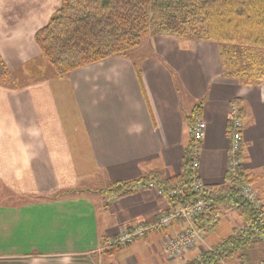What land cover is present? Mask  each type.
<instances>
[{"label": "crops", "instance_id": "1", "mask_svg": "<svg viewBox=\"0 0 264 264\" xmlns=\"http://www.w3.org/2000/svg\"><path fill=\"white\" fill-rule=\"evenodd\" d=\"M56 8L16 26L8 14L0 19V54L10 71L40 55L35 33ZM130 52L79 68L85 75L96 71L97 79L95 87L82 81L83 104L73 95L81 110L73 134L62 116V102L72 97L63 81L57 88L64 96L56 94L52 77L18 88L0 85V264H186L210 247L215 241L204 236L205 246L167 258L164 237L181 229L174 223L125 247L100 250L108 238L171 209L157 188L122 196L106 189L145 177L164 186L180 175L197 105L206 123L199 179L225 180L235 103L245 125L242 167L264 205V78L240 80L213 41L149 35ZM220 217L244 225L234 211L221 210Z\"/></svg>", "mask_w": 264, "mask_h": 264}, {"label": "trees", "instance_id": "2", "mask_svg": "<svg viewBox=\"0 0 264 264\" xmlns=\"http://www.w3.org/2000/svg\"><path fill=\"white\" fill-rule=\"evenodd\" d=\"M149 35L217 42L225 59L235 64L233 73L240 80L255 84L264 78V56L257 55L264 52V0H61L48 22L36 31L35 41L62 76L113 56L128 57ZM10 72L0 54V85L7 83ZM196 107L191 127L200 116V105ZM200 143L191 133L182 173L166 179L164 186L155 185L172 206L195 199L207 202L198 224L206 239L218 227L221 210L236 212L244 225L234 226L232 233L186 264H249L253 250L264 249V205L242 195L253 181L242 165L235 171L228 168L222 183L203 182V190L193 189L191 184L200 180L193 163ZM146 180L112 183L106 190L122 196L138 183L148 185ZM179 184L186 187L177 198L171 196L170 191Z\"/></svg>", "mask_w": 264, "mask_h": 264}, {"label": "built area", "instance_id": "3", "mask_svg": "<svg viewBox=\"0 0 264 264\" xmlns=\"http://www.w3.org/2000/svg\"><path fill=\"white\" fill-rule=\"evenodd\" d=\"M229 115L231 140L229 170L235 171L242 165L241 153L243 151V131L245 125L239 108L235 103H232L230 106ZM190 132L198 142L202 141L206 132V123L202 117L199 116L196 119L194 125L190 127ZM193 163L194 168L197 170L199 166V151L193 153ZM144 186L143 183H138L135 188L138 190ZM147 186L157 188L158 191L163 192V190L158 188L153 182L148 183ZM185 187L186 185H177L170 191L171 196L177 198ZM191 187L200 191L204 189V183L197 179L191 184ZM242 195L255 202L257 205L260 204L252 184H248L243 188ZM206 208L207 202L202 199L186 201L172 206L171 209L159 213L153 221L135 224L130 228L124 229L118 235L108 238L104 241L100 250L106 251L111 248L125 247L135 242L137 239L145 237L149 232L158 229H169L174 223H179L181 224L179 232H170L165 235L163 254L169 259L184 255L200 243L205 246L204 237L198 224L199 217ZM261 264H264V261H262Z\"/></svg>", "mask_w": 264, "mask_h": 264}, {"label": "rangeland", "instance_id": "4", "mask_svg": "<svg viewBox=\"0 0 264 264\" xmlns=\"http://www.w3.org/2000/svg\"><path fill=\"white\" fill-rule=\"evenodd\" d=\"M60 4H61V0H0V19L5 18L6 14H8V17L10 19H13L9 23L10 26L11 25H14V26L21 25L24 21L25 22L35 21L36 22L38 20V15L40 12H41L40 16L42 14H43L42 17L46 15V12H44L43 9H45L47 6L49 8L50 6H55V7L57 6L58 8ZM11 16H14V17L11 18ZM38 23L39 22H37L36 25H38ZM25 25L33 26L35 24L26 23ZM34 39H35V36H34ZM128 54H129L128 57L126 56L124 57L129 58L132 56L131 55L132 53L130 51L128 52ZM27 55L32 56L31 53ZM257 55L264 56V52H259ZM85 73L86 71H84V69L82 71L78 69L74 71L73 73L70 72L62 76L57 75L53 67L43 57L40 51V55L38 57L34 56V59L32 60L30 59L29 63L27 62L25 63L24 66L13 68L12 71L10 72V76H9L7 83L1 86H6L10 88H18V87H22L25 83L29 82L30 80H33L36 78H44V77L51 78L52 77L54 78L52 84L55 85L54 89L56 91V94L58 96H64V94L61 92L62 90L60 88H57L58 81L60 80L63 81L67 88V93L65 94V96L70 94L72 95V97L69 98L68 103L62 102L61 104L62 116L64 117L63 119H64V122H65V125L68 131L73 134L74 127L80 126L79 114L81 112L79 108L80 107L79 102H77V100L75 99L73 95L75 93L76 96L78 97V100H80V102L83 104L82 81L84 79L91 80V82H94L93 84L95 87V82L97 79L96 71L91 72L90 74L88 73L86 75ZM71 81L73 85H71ZM91 82L89 83V85H91ZM70 90H71V93H70ZM93 91L97 92L96 89H93ZM71 137L73 138V136ZM94 180L98 181L96 179ZM1 187L2 186L0 183V191L2 190ZM233 227L234 226L230 225V223L227 222L226 220H223V219L220 220V224L217 227V229L214 232L209 233V236L207 238L208 242L209 243L212 241L214 242L222 237L227 236L228 234L233 232ZM206 249H208V247ZM262 261H264V250L261 251V247L258 246L255 250H253V257L249 264H261ZM223 264H237V263L225 262Z\"/></svg>", "mask_w": 264, "mask_h": 264}]
</instances>
